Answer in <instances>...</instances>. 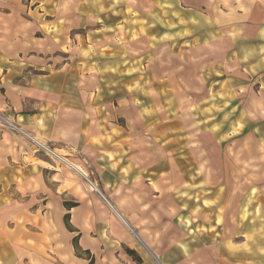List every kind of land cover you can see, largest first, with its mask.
Segmentation results:
<instances>
[{"label":"rangeland","instance_id":"1","mask_svg":"<svg viewBox=\"0 0 264 264\" xmlns=\"http://www.w3.org/2000/svg\"><path fill=\"white\" fill-rule=\"evenodd\" d=\"M197 2L0 0V61L6 65L4 73L9 74V85L15 91L39 95L42 87L48 98L62 99L63 105L86 111L87 119L94 112L91 106L104 104L109 110H100V114L108 119L110 111L117 125L136 119L138 125L131 133L147 137L156 130L161 142L168 141L176 204L155 206L158 231L146 243L134 239L132 247L141 264H264V160H250L247 167L242 155L247 146H237L235 141L256 132L254 137L261 144L254 146L255 154L264 151V87L253 80L241 82L236 73L218 77L216 84L210 78L212 67H208L206 84L186 85L185 93L190 96L176 98L179 102L168 114L171 119H157L150 110L142 112L146 105H136L128 98L122 109L126 114L118 117L120 90L150 86L154 66L148 61L161 40L172 44L174 55L158 68L172 66L181 76L190 71L182 51L199 40H191L193 34L185 30L188 17L181 9L187 4L197 7ZM249 103L251 111L245 112ZM0 114L8 118L1 110ZM37 139L55 149L51 141ZM218 144L223 168L229 169L231 180L240 189L246 187L239 193L241 204H218ZM40 149L49 162L68 168ZM227 155L233 161L224 160ZM71 162L85 172L81 178L92 181L99 191V184L92 180L95 170L87 174V164ZM161 236L163 239H157ZM42 253L45 260L41 264H63L50 252ZM123 254L118 248L109 256L95 257L94 264H127Z\"/></svg>","mask_w":264,"mask_h":264},{"label":"crops","instance_id":"2","mask_svg":"<svg viewBox=\"0 0 264 264\" xmlns=\"http://www.w3.org/2000/svg\"><path fill=\"white\" fill-rule=\"evenodd\" d=\"M187 6L181 9L188 17L185 30L193 34L191 40H199L182 51L190 71L181 76L172 66L158 68L174 55L172 44L161 40L148 61L154 66L150 86L123 93L120 90L118 117L126 114L122 109L131 99L136 105H146L142 112L150 110L157 119L170 118L168 114L179 102L176 98L190 96V92L185 93L186 85L206 84L208 67H212L214 83L218 77L236 73L241 82L253 80L264 87V0H198L197 7ZM5 68L0 61V110L23 133L0 127V264H41L45 260L42 252H50L63 264H94L95 257L109 256L118 248L123 250L127 264H141L132 247L134 239L146 243L152 232L158 231L155 206L176 204L168 141L161 142L156 130L147 137L131 133L138 125L136 119L117 125L110 111L108 119L100 114V110H109L104 104L91 106L94 112L87 119L86 111L63 105L62 99L48 98L42 87L39 95L15 91ZM245 90L252 98L249 87ZM135 111L137 118L139 108ZM250 111L249 103L245 112ZM254 134L235 139L237 146H247L242 153L247 167L250 160H264V151L255 154L254 146L261 141ZM38 137L51 141L55 149L47 148ZM35 144L62 164L56 155L87 164L91 167H86L87 174L95 170L92 180L99 184V191L90 187L89 182L95 185L92 181H84L69 167L49 162ZM225 159L234 158L227 155ZM232 177L229 169L223 168L218 144V204H241L239 193L246 187L240 189ZM66 203L76 206L68 210ZM126 250L134 251L141 262L134 261Z\"/></svg>","mask_w":264,"mask_h":264},{"label":"built area","instance_id":"3","mask_svg":"<svg viewBox=\"0 0 264 264\" xmlns=\"http://www.w3.org/2000/svg\"><path fill=\"white\" fill-rule=\"evenodd\" d=\"M0 127L8 128V129H10L14 132H17V133H21V134L23 133V130L15 122L10 121L8 118L4 117L1 114H0ZM38 146L40 148H42L45 152H47L41 145H38ZM47 153H49V152H47ZM87 182H88V180H87ZM89 185L91 188L96 189L95 185L91 184L90 182H89Z\"/></svg>","mask_w":264,"mask_h":264},{"label":"trees","instance_id":"4","mask_svg":"<svg viewBox=\"0 0 264 264\" xmlns=\"http://www.w3.org/2000/svg\"><path fill=\"white\" fill-rule=\"evenodd\" d=\"M64 206L69 210L70 208L76 206V204L66 203V204H64ZM68 220H69V215L67 214V215L64 216V222L67 224V223H68ZM73 243H74V245H75V247H76V238L73 240ZM126 253H127L130 257H132V259H133L134 261H136L137 263H140V262H141L140 258H139L138 256H136V254H135L134 251L126 250Z\"/></svg>","mask_w":264,"mask_h":264},{"label":"bare ground","instance_id":"5","mask_svg":"<svg viewBox=\"0 0 264 264\" xmlns=\"http://www.w3.org/2000/svg\"><path fill=\"white\" fill-rule=\"evenodd\" d=\"M44 147H45V146H44ZM47 152L50 153V151H47ZM53 154H54V153H53ZM55 155H56V154H55ZM56 157H57L60 161H62L67 167H69V168L72 169L73 171L79 173V175H81L82 177L85 176V172H84V171L82 170V168L79 167L78 165H75V164H73V163H71V162L65 160V159H64L63 157H61V156L56 155ZM95 191H96V190H95ZM122 221H123V220H122Z\"/></svg>","mask_w":264,"mask_h":264}]
</instances>
